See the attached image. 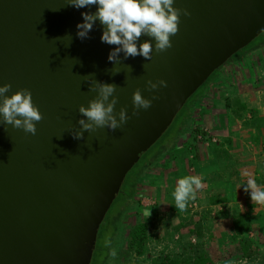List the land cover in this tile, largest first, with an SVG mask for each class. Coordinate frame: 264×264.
<instances>
[{
  "label": "water",
  "instance_id": "water-1",
  "mask_svg": "<svg viewBox=\"0 0 264 264\" xmlns=\"http://www.w3.org/2000/svg\"><path fill=\"white\" fill-rule=\"evenodd\" d=\"M174 7L190 15H181L170 49L153 51L151 60L121 52L113 64L108 55L116 46L101 41L99 20L88 38L77 37L81 13L97 5L0 0V85L11 84L9 96L29 89L44 117L35 135L0 123V264H90L127 173L211 74L264 31V0H175ZM145 41L154 47L148 36L137 47ZM95 79L117 86L115 109L130 118L115 131L74 139L83 118L78 106L96 98L89 91ZM149 79L167 87L149 91ZM137 88L157 98L133 115Z\"/></svg>",
  "mask_w": 264,
  "mask_h": 264
},
{
  "label": "crops",
  "instance_id": "crops-1",
  "mask_svg": "<svg viewBox=\"0 0 264 264\" xmlns=\"http://www.w3.org/2000/svg\"><path fill=\"white\" fill-rule=\"evenodd\" d=\"M221 69L218 74L225 75L224 87L219 77L218 82L208 83L191 109L193 128L189 132L174 129L157 146L158 155L148 170L151 179L141 185L153 192L152 203L157 205L152 211L160 219L163 211L174 207L171 192L180 178H202L194 186L196 207H200L193 218L196 225L203 231L218 226L219 231L227 228L233 233V216L248 214L253 220L248 230L251 237L264 234V205L252 202L249 189L250 181L264 188V48L248 50ZM194 128L207 130L216 141L196 143ZM211 208L220 209L218 216L227 220L205 223L204 210ZM227 221L228 226H220Z\"/></svg>",
  "mask_w": 264,
  "mask_h": 264
},
{
  "label": "clouds",
  "instance_id": "clouds-1",
  "mask_svg": "<svg viewBox=\"0 0 264 264\" xmlns=\"http://www.w3.org/2000/svg\"><path fill=\"white\" fill-rule=\"evenodd\" d=\"M175 0H69V5L75 8H85L97 5L95 13L83 12V22L77 24V37L81 40L88 38L90 31L97 20L104 26L101 41L116 47L110 51L108 60L113 64L119 62V54L124 57H144L151 60L153 51L166 52L172 47L171 37L179 32L181 15H190L187 9L174 7ZM141 36L154 39V47L149 41H145L137 47V41ZM145 67V65H143ZM115 72L113 74H116ZM146 88L149 91L167 87V81L158 79L147 80ZM10 83L0 85V123L22 129L24 132L35 135L36 124L44 119L42 113L32 102V94L29 89L22 88L12 94L6 95L11 90ZM89 91L97 93L96 98L90 99L88 105L78 106V112L83 118L77 123L81 131L72 136L74 139H83V133L96 132L98 129L107 128L110 131L122 128L130 118L126 109L121 107L117 112L118 103L116 95L117 86L97 81L89 85ZM157 97L153 95L152 99ZM152 99L142 96L137 88L132 93L133 115H139V110H147L152 105ZM118 117V118H117ZM201 179L194 176H184L178 180L171 196L177 211L183 212L189 200L195 198L194 186L201 184ZM251 200L264 205V188L250 181Z\"/></svg>",
  "mask_w": 264,
  "mask_h": 264
},
{
  "label": "rangeland",
  "instance_id": "rangeland-1",
  "mask_svg": "<svg viewBox=\"0 0 264 264\" xmlns=\"http://www.w3.org/2000/svg\"><path fill=\"white\" fill-rule=\"evenodd\" d=\"M261 47L264 48V31L246 46L247 49L244 48L238 51L236 56L233 55V58H230L225 64L233 63L240 55L248 52V50L252 51ZM221 68L216 70L215 76L209 83L220 80L224 87L225 75L222 73L218 74L222 70ZM207 86L208 83H204L203 87L198 89L190 101L185 104V107L181 108L160 142L167 139L165 137L167 134L173 133L172 131L175 127L177 132L191 131L193 128L191 114L185 120L181 117L185 111L187 112L186 108L188 106L202 99L201 92ZM168 138H170V135ZM156 148L149 152L147 157L146 155L141 156L136 163V165L138 164L137 167H139H135L137 168V173L145 172V179L141 182L147 181V178L151 179L152 174L147 168L156 160L159 152L155 151ZM127 179L128 177L125 178V183ZM123 186L121 185V190L119 189L99 226L90 264H123V262L124 264H167V259L177 260L179 264H192L195 257H204V253L205 256L211 259L213 264H262L264 234H261V232L254 233L251 237L248 235L257 245L253 250L249 251V254L243 255L238 243L240 239H237L227 228H223L224 231H219L218 226L212 229L207 228V231H203L202 228V235L199 237L194 236L192 230H195V221L197 219L193 218L198 214L200 207H189V205L192 202L198 203L197 198L189 200L183 212L177 211L174 206V209L171 208L163 211L165 215H162L158 219L152 211L153 206L157 204L155 202L152 203L154 194L153 192L151 193V190H147L140 183L134 187L131 198L125 199L119 204L118 200L123 195ZM144 198L149 202L145 206L142 204V199ZM219 212L220 209L217 208L205 209L204 222L206 223L212 219L213 223H222V218L224 220L226 218L218 216ZM139 223L147 224L148 231L144 251L140 256H136L130 251L128 253L129 239L127 236L129 230ZM225 223L226 225L220 224V226H228V221ZM123 250L125 255L118 262L116 257Z\"/></svg>",
  "mask_w": 264,
  "mask_h": 264
},
{
  "label": "trees",
  "instance_id": "trees-1",
  "mask_svg": "<svg viewBox=\"0 0 264 264\" xmlns=\"http://www.w3.org/2000/svg\"><path fill=\"white\" fill-rule=\"evenodd\" d=\"M245 49H247V48L245 47ZM234 56H236V54ZM231 58H233V57H231ZM225 65H223V66H225ZM215 72H213L211 74V76L207 79V81L205 83H209V81H211L213 79V77L215 76ZM203 85H201L200 88H202ZM195 93L187 100V102L185 104H187L190 101V99L195 95ZM198 101L199 100H197V102ZM197 102L191 104L190 106H188L186 108L187 112L185 111L183 113V115L181 117L182 119H184V120L187 119V116L189 114H191V109H192L191 107L193 105H195ZM185 104L183 105L182 108L185 107ZM175 129H176V127H175ZM166 131H165V133H166ZM193 132H194L193 135H195L194 140L196 139V135H198V134L204 135V132H202L201 129L194 128ZM165 133L142 156L146 155V157H147V154L149 152H151L153 149H155L157 146H159V144H161L160 141L164 137ZM176 134H177V132H175L174 136H176ZM169 135H171V134H169ZM169 135L167 134V136L165 138H167ZM137 165L135 164L132 167V169L127 173V175L125 177V178L128 177L126 183H125V179L122 183V186L124 185L123 190H122L123 195L118 200L120 202L119 204H121L125 199L127 200L128 198L129 199L131 198L134 187L137 186L138 184H140L141 181L143 180L144 176H145L144 171L141 172L140 174L137 173L136 169L139 168V167H137ZM135 167H137V168H135ZM151 167H152V164L150 166H148L147 169L150 170ZM120 190H121V188H120ZM252 221L253 220H252L251 216L248 214L235 215L232 218L233 233L237 239H240L238 243H239L240 251L242 252L243 255L249 254V251L253 250L257 245L256 242L248 236V230L250 227L249 225L251 224ZM194 229L195 230H192L194 232V236L199 237L202 235L201 225L195 224ZM147 231H148V225L145 223H139L129 230L128 236H127L129 239L128 253L130 251V252L134 253L136 256H140L143 253L145 245H146ZM199 246H202V245H199ZM204 246H205V244H204ZM124 253L125 252L123 250V251H121V253L119 255H117L116 260L118 262H119V259H122L124 257V255H125ZM126 254H127V252H126ZM123 264H124V262H123ZM167 264H179V263L177 262V260H168L167 259ZM192 264H213V263L211 262V259L208 256H205V253H204V257H202V256L195 257ZM262 264H264V253H263V258H262Z\"/></svg>",
  "mask_w": 264,
  "mask_h": 264
},
{
  "label": "built area",
  "instance_id": "built-area-1",
  "mask_svg": "<svg viewBox=\"0 0 264 264\" xmlns=\"http://www.w3.org/2000/svg\"><path fill=\"white\" fill-rule=\"evenodd\" d=\"M202 131V130H201ZM202 132H204V135L203 134H198V135H196V139H195V142L196 143H213V142H215L216 141V139H215V137H209L208 135V132H207V130H204L203 129V131ZM196 202H192L190 205H189V207H196Z\"/></svg>",
  "mask_w": 264,
  "mask_h": 264
}]
</instances>
